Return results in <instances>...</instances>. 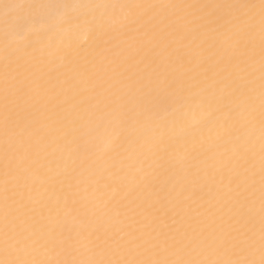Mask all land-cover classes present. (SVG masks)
I'll return each mask as SVG.
<instances>
[{"label": "snow or ice", "instance_id": "1", "mask_svg": "<svg viewBox=\"0 0 264 264\" xmlns=\"http://www.w3.org/2000/svg\"><path fill=\"white\" fill-rule=\"evenodd\" d=\"M0 264H264V0H0Z\"/></svg>", "mask_w": 264, "mask_h": 264}]
</instances>
